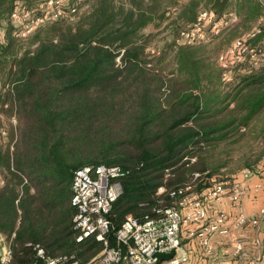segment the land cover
<instances>
[{"label": "trees", "instance_id": "obj_1", "mask_svg": "<svg viewBox=\"0 0 264 264\" xmlns=\"http://www.w3.org/2000/svg\"><path fill=\"white\" fill-rule=\"evenodd\" d=\"M41 1L0 0V238L11 247L7 264H32L35 244L48 256L75 252L82 261L100 251L94 239L75 241L71 180L83 165L127 171L109 214L117 228L127 215L143 219L173 204L172 190L191 185L199 192L213 177L230 181L205 163L208 148L236 134L264 136V62L238 63L224 81L208 44L177 42L201 9L221 15L229 4L243 29L258 19V1L94 0L75 21L62 16L41 25L22 47L10 13ZM168 19L165 27L176 28L169 72L148 57L156 49L141 34ZM262 39L264 24L253 42ZM2 115L16 118L14 126L6 121L4 137ZM263 156L264 148L244 167L255 172Z\"/></svg>", "mask_w": 264, "mask_h": 264}, {"label": "built area", "instance_id": "obj_2", "mask_svg": "<svg viewBox=\"0 0 264 264\" xmlns=\"http://www.w3.org/2000/svg\"><path fill=\"white\" fill-rule=\"evenodd\" d=\"M67 2L68 0H42L35 7L39 12L34 15H31V9L16 6L10 13V19L15 26L14 36L26 37L41 25L65 16L66 13L75 12L76 7L67 6ZM258 2L261 6L258 19L246 32L232 39L216 57L217 63L223 69L224 81L230 79L231 68L238 63L248 61L256 65L264 62V45L253 42L260 26L264 24V0ZM236 20L237 16L232 11L217 15L212 9H201L197 19L179 32L177 42L184 45L207 42L210 37L219 35ZM116 61L120 62V55L116 57ZM126 172L119 165L105 164H87L73 172L71 204L75 207L72 218L73 228L76 230L75 241L81 243L94 239L101 247L99 252L86 261H80L75 252L48 256L39 244H35L36 258L32 264H184L189 257L181 242L182 226L198 224L192 234L199 238L205 250H209L212 235L226 234L227 228L224 211L218 212L211 219L208 217L207 204L213 199L221 198L225 193L235 204L243 195L240 183L232 179L220 181L213 177L210 185L199 192L191 190V185L170 191V197L175 199L173 204L156 206L153 214L146 215L143 219L127 215L120 226L115 228L109 214L112 203L122 191L120 179ZM240 174L244 179L252 174L264 175V156L255 172L244 168L240 170ZM163 191L164 188L159 187L157 193ZM259 214L263 215L264 209H259ZM234 222L236 225L245 222L255 224L257 219L238 212ZM260 242L263 243L264 238ZM0 244V262L7 264L11 259V247L3 238H0ZM240 249L241 243L238 241L235 252ZM261 258L263 261L264 247L261 249Z\"/></svg>", "mask_w": 264, "mask_h": 264}, {"label": "crops", "instance_id": "obj_3", "mask_svg": "<svg viewBox=\"0 0 264 264\" xmlns=\"http://www.w3.org/2000/svg\"><path fill=\"white\" fill-rule=\"evenodd\" d=\"M226 10L236 14L233 6L229 4ZM239 21L240 16L238 15L234 23L224 28L219 35L214 36L216 40L221 39L224 35L226 38L228 36L223 49L232 39L243 34L254 23L252 20L248 22L247 27L241 29L237 26ZM260 42L264 44V39ZM232 180L240 183L243 189V195L237 203H232L229 195L225 193L221 198L213 199L207 204L208 217L211 219L218 212L224 211L227 233L212 235L209 250H205L199 238L192 234L198 224H184L180 231V237L189 257L188 262L184 264H264V260L262 261L261 258L264 242H260L264 238V214H259V209H264V175L252 174L244 179L238 172ZM238 212H242L246 217H255L257 222L255 224L245 222L242 225H236L234 221ZM238 241L241 243V249L235 252V244Z\"/></svg>", "mask_w": 264, "mask_h": 264}, {"label": "rangeland", "instance_id": "obj_4", "mask_svg": "<svg viewBox=\"0 0 264 264\" xmlns=\"http://www.w3.org/2000/svg\"><path fill=\"white\" fill-rule=\"evenodd\" d=\"M94 0H68L67 6H75L76 11L73 13H66L65 17L69 21H75L78 17L85 12L89 11L91 5L93 4ZM177 5V1H175L171 6ZM36 6V5H35ZM34 8H32L31 15H34L36 12H39ZM209 8V7H208ZM212 8V7H210ZM213 9V8H212ZM171 19L166 20L160 27L155 26H147L142 29L141 34L145 36L147 40V45L154 47L156 50L155 55L149 54L148 57L154 59V63L164 71L169 72V70L174 68L173 63V56L175 51V46L172 43V37L175 34L176 28L165 25ZM6 28V23L3 22L0 27V40L3 38V33ZM29 36V35H28ZM26 36V37H28ZM23 37L22 39L26 40ZM226 39V35H224L221 39H214V37H210V39L205 42L209 46V50L211 53V58L215 64H217L216 56L218 51L221 50L220 47L224 45V40ZM22 41V47L26 46L27 40ZM264 45V44H263ZM153 56V57H152ZM218 65V64H217ZM126 84V83H125ZM129 84H126V86ZM130 89H133L131 86ZM132 95H130L131 97ZM3 117V126L1 128V136L4 137L5 133L3 132L6 127H8L9 122L11 125L16 124L15 116H12L8 121ZM7 121V122H6ZM118 138V137H117ZM2 138L0 137V140ZM264 148V136L261 137H254L251 135L243 134L242 136L239 134L230 136L229 138L225 139L224 141H220L214 146L208 148V151L204 154L205 163L208 166L213 167L212 169L217 168L215 172H217L220 178L222 177H229L232 179L235 174L240 172L244 167L245 161H252L255 158V155L259 153ZM220 164L218 167H214V165ZM1 178V176H0ZM3 243V241H1ZM1 245V244H0ZM90 255L89 259L92 258L95 254L93 252H88L86 255ZM80 261L81 258H79Z\"/></svg>", "mask_w": 264, "mask_h": 264}]
</instances>
